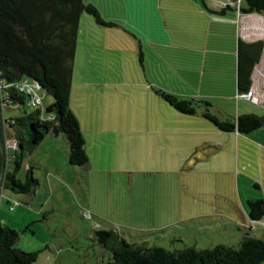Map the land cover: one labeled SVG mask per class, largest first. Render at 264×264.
I'll list each match as a JSON object with an SVG mask.
<instances>
[{"label": "rangeland", "instance_id": "obj_1", "mask_svg": "<svg viewBox=\"0 0 264 264\" xmlns=\"http://www.w3.org/2000/svg\"><path fill=\"white\" fill-rule=\"evenodd\" d=\"M222 1L84 0L106 22L81 16L70 87L89 163L71 165L65 134L50 135L26 158L40 180L35 196L0 194V224L23 230L18 246L38 251L33 264H108L112 253L96 235L105 229L170 249L238 245L247 233L264 240V218L252 220L248 205L264 199V124L225 132L204 107L183 114L156 93L207 99L221 118L264 117V54L251 93L239 96L233 29H210L207 7ZM237 23L243 39L264 40V14H239ZM19 83L43 111L53 102L30 78ZM2 113L20 110L4 103Z\"/></svg>", "mask_w": 264, "mask_h": 264}, {"label": "trees", "instance_id": "obj_2", "mask_svg": "<svg viewBox=\"0 0 264 264\" xmlns=\"http://www.w3.org/2000/svg\"><path fill=\"white\" fill-rule=\"evenodd\" d=\"M219 7H207L213 18L210 29H233L236 90L239 96L249 94L254 70L264 54V40L243 39L238 33L237 17L239 14H264V0H223ZM84 13L106 25L99 9L84 0H0V194L4 188L26 195L36 192L40 181L34 176V168L29 166L23 178L19 177V172L26 158L51 132L65 134L71 165L89 163L79 120L70 108L79 22ZM215 47L211 51L214 58L217 51H221L219 45ZM24 76L53 97L44 111L33 104V95L19 83ZM156 93L183 114L196 115L200 106L204 107L202 115L225 132L238 130L247 134L264 124V117L253 113L239 115L235 120L221 118L211 111L212 103L204 98L163 89H156ZM4 103L20 110V114L4 118ZM29 106L35 109L29 110ZM6 128L13 135L10 141ZM248 205L252 220L261 221L264 199H250ZM29 227L30 224L25 230ZM22 231L0 224V264L36 262L38 251H24L18 246ZM96 235L112 253L108 264H261L264 261V240L249 233L238 245L185 246L181 249L134 244L114 229L100 230Z\"/></svg>", "mask_w": 264, "mask_h": 264}, {"label": "crops", "instance_id": "obj_3", "mask_svg": "<svg viewBox=\"0 0 264 264\" xmlns=\"http://www.w3.org/2000/svg\"><path fill=\"white\" fill-rule=\"evenodd\" d=\"M149 42H150V43L153 42V41H152V38H150ZM164 42H167V44H165V46L167 45L166 47H168V45H169L168 40H166V41H164ZM50 135H53V136H54V135H57V134H54V133L51 132V133H49V134L46 136V138H47L48 136H50ZM46 138L44 139V141H43L39 146H43V145H44V143H45V141H46ZM39 146H38V147H39ZM38 147H37V148H38ZM24 166L28 169L29 166H31V165L29 164L28 161H25ZM39 181H40V180H39ZM52 188L54 189L55 187L53 186ZM35 194H36V192H35L34 194H28V198H29V199H32V198L35 196ZM21 200L23 201V203H25V201H26V199H23V198H22ZM262 220H263V219H262Z\"/></svg>", "mask_w": 264, "mask_h": 264}, {"label": "built area", "instance_id": "obj_4", "mask_svg": "<svg viewBox=\"0 0 264 264\" xmlns=\"http://www.w3.org/2000/svg\"><path fill=\"white\" fill-rule=\"evenodd\" d=\"M35 85H37V84H35ZM37 86H38V85H37ZM39 87H40V86H39ZM22 88L24 89V88H26V86H23V85H22ZM28 92H30V93L33 95V97H32V99H33V101H32L33 104H35L36 106H38V104H37L38 102H37V99H36V97H35L36 95H35L34 92L32 91V88H30V90H29Z\"/></svg>", "mask_w": 264, "mask_h": 264}]
</instances>
